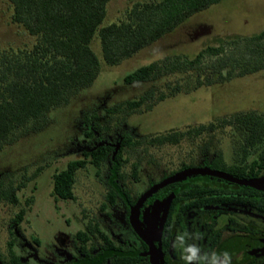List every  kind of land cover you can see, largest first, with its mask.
Instances as JSON below:
<instances>
[{
    "label": "rangeland",
    "instance_id": "374dc122",
    "mask_svg": "<svg viewBox=\"0 0 264 264\" xmlns=\"http://www.w3.org/2000/svg\"><path fill=\"white\" fill-rule=\"evenodd\" d=\"M136 1L110 0L102 25L124 18V11ZM12 5L0 0V46H30L32 39L21 27L11 22ZM264 28V0H221L197 12L167 36L145 46L117 65L103 58L99 34L91 47L98 56L101 71L92 85L81 89L69 102L52 110L45 125L31 128L26 134L0 150V182L25 186L18 191L16 204L0 200V258L10 263L14 254L27 264H65L79 261L76 234L90 220L117 242L133 237L126 209L121 199L115 205L106 200L111 181L109 164L100 172L91 164L78 170L74 186L75 199L59 200L53 194V174L68 161L100 142L117 143L123 135L150 137L171 130L210 123L237 111L257 110L264 113V69L231 80L197 88L195 76L169 75L150 81L127 84L123 77L141 65L157 59L193 57L208 44H225L229 50L237 40ZM234 42V43H233ZM210 57H205V61ZM182 88L176 94L170 86ZM166 92L150 109L141 108L124 117L105 119L106 109L127 99H134L150 89ZM86 113H96L109 126L108 131L87 137L83 123ZM233 134L227 127H216L198 138H184L177 144L127 148L129 161L121 170L119 183L136 196L150 182L176 169L181 163L202 164L222 151L231 162ZM139 164V180L131 175V164ZM25 209L17 223V214ZM12 243V244H11ZM91 244H98L92 236ZM106 264H112L111 261Z\"/></svg>",
    "mask_w": 264,
    "mask_h": 264
},
{
    "label": "trees",
    "instance_id": "16d2710c",
    "mask_svg": "<svg viewBox=\"0 0 264 264\" xmlns=\"http://www.w3.org/2000/svg\"><path fill=\"white\" fill-rule=\"evenodd\" d=\"M6 1L12 5L11 22L24 29L32 43L30 46H0V150L31 128L43 127L52 110L93 84L101 71L100 60L91 47L96 33L99 34L105 62L117 65L175 31L192 15L221 0L136 1L125 9L123 19L107 25L102 23L110 0ZM240 40L235 41L237 44L232 50L225 44H208L191 58L177 56L154 60L125 74L123 80L132 84L169 75L190 74L195 76L194 87L197 88L264 69V28ZM205 57H210V60L206 62ZM181 90V86L176 84L170 86L168 92L176 94ZM166 96V92L152 88L140 97L108 107L105 119L109 123L108 119L115 115L124 118L143 106L150 109L157 100ZM101 119L96 113L84 115L87 137L96 136L97 130L100 134L109 130ZM216 127H227L233 134L231 162L225 159L222 151H218L206 166L246 179L264 173V113L251 109L233 112L216 123L189 127L185 131L171 130L150 137L123 135L117 143L102 141L53 174L54 197L75 199L78 170L91 164L100 172L109 164L111 181L106 200L113 206L121 199L129 210L127 205H132L129 190L119 183L121 170L129 161L124 157L127 148H136L147 142L156 146L177 144L184 138H198ZM131 175L139 180L137 162L131 164ZM221 180L228 185H237ZM24 186V181L19 184L1 181L0 200L18 203V191ZM252 192L261 194L257 189ZM24 214L25 209H21L17 223L23 220ZM92 236L97 237V245H90ZM76 237L80 259L65 264H106L108 261L112 264H150L140 255L141 249L117 242L95 220H90ZM2 261L5 264H27L14 254L13 247L10 263L3 258Z\"/></svg>",
    "mask_w": 264,
    "mask_h": 264
},
{
    "label": "flooded vegetation",
    "instance_id": "af4514ba",
    "mask_svg": "<svg viewBox=\"0 0 264 264\" xmlns=\"http://www.w3.org/2000/svg\"><path fill=\"white\" fill-rule=\"evenodd\" d=\"M191 167L210 166H206V161L202 164L181 163L176 169L150 182L136 196L129 191L132 205L127 203L129 210L124 207L133 237L121 239V243L141 249L140 255L150 264V246L132 227L131 209L154 184ZM213 177L197 174L168 183L138 205L136 222L157 248L158 264H184L180 258L182 249L173 247L178 234H187L186 244H197L202 253L228 251L232 264H264V183L259 187L238 183L228 185L221 180L223 178ZM261 177L264 173L252 178ZM253 189L261 191V194L252 192Z\"/></svg>",
    "mask_w": 264,
    "mask_h": 264
},
{
    "label": "water",
    "instance_id": "95a60500",
    "mask_svg": "<svg viewBox=\"0 0 264 264\" xmlns=\"http://www.w3.org/2000/svg\"><path fill=\"white\" fill-rule=\"evenodd\" d=\"M197 174H209L213 176H217L223 179H226L231 182H235L238 184L242 185H248L252 187H259L261 183H264V177L261 178H249V179H244V178H239L236 176H233L232 174H229L227 172L217 170V169H212L210 167H191L184 169L182 171H179L169 177H166L164 180H162L159 183L154 184L148 191L144 193V195L140 198L139 202L137 203L136 206H134L131 209L130 212V223L132 227L135 229V231L149 244L150 250L148 251V254L152 256L151 259V264H158V252L157 248L153 245V243L150 241V239L140 230L137 222H136V217H135V211L138 207V205L150 194H152L154 191H156L158 188L177 181L186 178L187 176H193ZM0 264H5L2 259L0 258Z\"/></svg>",
    "mask_w": 264,
    "mask_h": 264
},
{
    "label": "clouds",
    "instance_id": "9594fccd",
    "mask_svg": "<svg viewBox=\"0 0 264 264\" xmlns=\"http://www.w3.org/2000/svg\"><path fill=\"white\" fill-rule=\"evenodd\" d=\"M187 234H178L173 247L182 249L181 259L184 264H232V256L228 251L204 252L197 244H186Z\"/></svg>",
    "mask_w": 264,
    "mask_h": 264
}]
</instances>
